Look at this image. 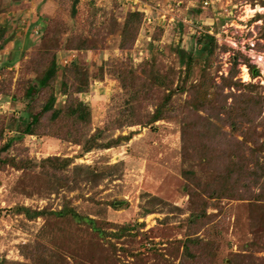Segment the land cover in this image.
Instances as JSON below:
<instances>
[{
  "label": "rangeland",
  "instance_id": "obj_1",
  "mask_svg": "<svg viewBox=\"0 0 264 264\" xmlns=\"http://www.w3.org/2000/svg\"><path fill=\"white\" fill-rule=\"evenodd\" d=\"M231 1L240 5L233 12L234 25L223 28L226 18L213 11L223 3L203 8L200 0H79L75 15L73 0H0V29H4L5 36H0V132L5 131V140L27 126L29 119L23 110L33 74L30 66L37 62L36 55L46 49L58 55L61 67L77 60L87 68L90 87L83 99L91 108L89 134L101 132L102 142L131 135L129 141L116 147L83 154L81 146L53 136L24 135L16 139L9 155L38 162L50 156L74 157L64 175L70 176L75 166L93 169L94 173L88 180L72 179L60 186L48 180L39 166L0 168V258L27 262L20 253L21 246L40 241L50 248H61L70 264H178L183 258L184 241L198 237L213 243L214 264H228L236 255L264 260V205L253 200L263 182L264 154L250 145L235 152L236 160L246 165L243 182L251 191L243 193L239 200H210L207 218L198 226L190 220L191 198L183 170L194 169L203 181H211L212 177L198 156L195 160L183 159L182 149L187 144L182 139L181 120L187 111L182 108L190 93L175 95V109L161 121L135 126L124 123L128 119L124 111L129 88L122 87L120 72L133 68L139 74L142 61L154 55L164 71L174 76L176 86L184 77V68L175 50L191 52L197 58L198 41L204 35L215 38L225 48L217 50L208 70L217 84L221 76H228L232 58L240 54L235 79L257 84L256 92L264 94L262 68L255 63H261L258 57L264 56V17L254 20L257 15L264 16V0ZM139 10L145 14L144 29L132 48L122 50L119 42L125 14ZM170 13L175 16L172 22L168 21ZM113 20L119 26L109 33L107 26ZM152 24L154 29H149ZM216 33L219 37L213 35ZM74 35L83 37L95 49H65V41ZM5 39L8 41L3 44ZM251 40L256 43L255 49ZM244 58L259 70L256 78L250 76L251 81H247ZM12 59L15 64H9ZM202 73L195 65L190 80L197 82ZM59 89L60 86L56 89L57 106L65 100ZM229 92L225 90L224 94ZM142 102L141 112L155 111L157 99ZM231 103L232 99H228L227 104ZM200 114L206 116L205 112ZM222 128L228 134L231 131L228 125ZM245 128L243 124L232 136L242 140L240 134ZM262 128L259 126L256 133ZM3 142L0 140V147ZM19 206L50 213L29 220L15 210ZM64 206L95 219L105 237L84 222L78 224L71 217L51 214ZM147 210L152 213L147 214Z\"/></svg>",
  "mask_w": 264,
  "mask_h": 264
},
{
  "label": "trees",
  "instance_id": "obj_2",
  "mask_svg": "<svg viewBox=\"0 0 264 264\" xmlns=\"http://www.w3.org/2000/svg\"><path fill=\"white\" fill-rule=\"evenodd\" d=\"M252 3L256 0H249ZM79 0H73L72 13L76 14ZM264 6V1L261 2ZM144 12L128 11L125 14L123 26L121 28L119 48L122 50L130 49L134 46L140 31L144 29ZM263 15L255 16L254 20L263 18ZM119 24L116 20L107 26L109 33H114ZM149 29H154L150 26ZM148 33H151L148 31ZM4 29H0V36L3 38ZM156 40V36H153ZM264 37V33H263ZM1 38V39H3ZM8 40L5 39L3 44ZM53 41H55L53 39ZM65 49L74 51H90L95 49L94 45H89L88 41L81 36L67 39ZM199 56L191 52L176 49L184 68V77L175 86V78L168 71H164L163 65L156 56L150 60H144L139 65V74L133 68L125 69L120 72V82L122 87H128V105L125 107L124 114L128 118L124 123L128 126L150 125L163 120L175 109L173 106L174 96L190 93V99L186 101L182 110L187 111L181 120L183 159L195 160L200 158V163L208 166L205 172L209 171L208 176L211 181H203L194 169L184 168L183 175L188 183L186 190L191 198L190 220L199 226L200 220L207 218V209L210 207V200H239L243 193L251 190L244 183L247 174L246 165L236 160V151L240 152L247 145L254 147L259 154H264V94L256 92L257 84L249 82L241 83L236 78L235 68L240 63L239 55L232 58V68L228 76H221V82L217 84L212 76L209 75V68L212 59L220 47L215 38L204 35L199 39ZM18 57H15L17 60ZM34 66H30L32 80L26 92V106L23 112L29 121L26 128L5 140V131L1 130L0 140L4 141L0 147V168L10 165L14 169L22 170L28 168L41 167L40 172L50 181L58 185L69 183L74 179L88 180L94 173L93 169L84 170L81 166L72 168L70 176L64 175L65 170L74 163V157L62 158L50 156L39 162L26 158H17L9 155L8 151L14 145L15 140L24 135L29 136H53L58 139L81 146V153L90 152L93 149H110L129 141L131 135L118 136L117 138L102 142L101 132L89 134L91 125V108L89 103L83 99V95L88 93L90 87V76L87 68L80 66L75 60L69 66L58 65V55L49 49L40 52L34 58ZM12 59L9 64H15ZM247 66L252 79L259 75L247 58L243 60ZM195 65L199 66L202 75L197 82L191 81L190 75ZM201 65V66H200ZM60 86L59 94L65 97L64 104L57 106L56 89ZM245 89L248 91L245 92ZM225 90L229 93L224 94ZM240 91L239 94L232 92ZM44 101L41 102V99ZM157 99L156 109L153 113L141 112L143 102ZM228 99L232 103L228 105ZM200 112H205L202 116ZM223 115V117L221 116ZM221 121V125L213 120ZM215 120V121H216ZM247 128L241 132L242 140L232 136L233 132L239 131L242 125ZM223 125L231 128L230 136L223 130ZM262 126V131L257 132V128ZM255 132V133H252ZM262 139V141H261ZM229 161V162H228ZM231 161L233 164L231 165ZM258 176L261 175L258 173ZM262 185L260 192L253 196L257 204L264 205V171L262 172ZM61 182V183H60ZM59 186H57L58 188ZM154 200V198H153ZM19 214L33 220L49 215V211L32 210L28 207L19 206L15 208ZM151 210H147L150 214ZM58 217H71L76 223L88 224L90 228L102 238L105 233L99 228L97 221L89 217H83L68 206H64L58 212H51ZM200 248L198 253L195 249ZM213 243L204 241L198 237L187 238L183 243V258L178 264H214L211 251ZM21 255L27 262H11L5 258H0V264H70L62 254L61 248H50L46 244L37 241L33 244H23L20 248ZM239 255L234 256L228 264H246L245 261L251 260L252 264H264L263 259L254 256H246L244 259Z\"/></svg>",
  "mask_w": 264,
  "mask_h": 264
},
{
  "label": "built area",
  "instance_id": "obj_3",
  "mask_svg": "<svg viewBox=\"0 0 264 264\" xmlns=\"http://www.w3.org/2000/svg\"><path fill=\"white\" fill-rule=\"evenodd\" d=\"M200 1L203 4V6H202L203 8H208V6L223 3V0H200ZM224 3L221 4L220 6H217L216 8H214L213 11L216 12L218 14V16L226 18L224 24L222 25L223 28H225L226 26L232 27L234 25V23H232V20L235 17L234 16L235 13H233V12H236V9L238 8V6L240 4H236V3L232 2L231 0H227L226 1L227 4H224ZM165 16L167 17V15H165ZM168 19H169L168 21L172 22V21H174L175 16L173 14H171ZM148 21H149V23L151 22L150 19H148ZM199 28H202V26H200ZM217 33H219V31ZM217 33L213 34V35H216V37H219V34H217ZM219 43H221V42H219ZM251 45H252L251 47L255 49L256 43H252V40H251ZM252 57H256V55L253 54ZM258 59H259V62H261V63H258V61H256L255 63H257V65H259L258 67L262 68L261 73L264 75V56L263 55L259 56ZM246 73L248 75L247 81H251L250 74H249V71L247 68H246Z\"/></svg>",
  "mask_w": 264,
  "mask_h": 264
},
{
  "label": "bare ground",
  "instance_id": "obj_4",
  "mask_svg": "<svg viewBox=\"0 0 264 264\" xmlns=\"http://www.w3.org/2000/svg\"><path fill=\"white\" fill-rule=\"evenodd\" d=\"M246 77V76H245Z\"/></svg>",
  "mask_w": 264,
  "mask_h": 264
}]
</instances>
